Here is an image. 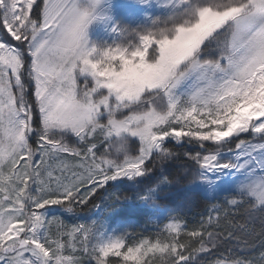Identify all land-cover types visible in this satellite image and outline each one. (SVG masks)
I'll return each mask as SVG.
<instances>
[{
  "label": "snow or ice",
  "instance_id": "obj_1",
  "mask_svg": "<svg viewBox=\"0 0 264 264\" xmlns=\"http://www.w3.org/2000/svg\"><path fill=\"white\" fill-rule=\"evenodd\" d=\"M0 264H264V0H0Z\"/></svg>",
  "mask_w": 264,
  "mask_h": 264
},
{
  "label": "rangeland",
  "instance_id": "obj_2",
  "mask_svg": "<svg viewBox=\"0 0 264 264\" xmlns=\"http://www.w3.org/2000/svg\"><path fill=\"white\" fill-rule=\"evenodd\" d=\"M114 3H123L124 0H113ZM94 38H101L103 36L102 32L93 33ZM183 151V149L181 150ZM190 167L183 160L173 161L167 165V173L176 176L181 173L182 168ZM159 168V166H158ZM151 181H145V183H150ZM134 191L133 187L127 183L124 184H115L110 183V186L107 187V190L101 192L96 199L93 201L94 204H100L103 207L97 209L95 207H89L83 211H78L75 214L66 216L65 219L68 223L83 222L91 219H100L105 227L111 231L113 229L122 230L126 225H129L133 231H144L145 233L151 232L154 230V225L150 223V219H154L157 213L154 210H150V215L148 223L138 224L134 218H119L121 213H142L143 209L141 205L134 201L127 200H115L112 194L119 195L124 197L126 195H131ZM199 197H204L203 194L194 191H177L171 190L170 194L164 197L161 200V204L166 207H175L180 205L184 209V213H188L190 210L197 208L199 206L197 200ZM205 198V197H204ZM206 199V198H205ZM114 200L119 203L118 207L114 211L107 209V204ZM207 200V199H206ZM78 217V219H76ZM117 217V218H116ZM116 218V219H115ZM115 219V220H114ZM114 220V221H113Z\"/></svg>",
  "mask_w": 264,
  "mask_h": 264
},
{
  "label": "trees",
  "instance_id": "obj_3",
  "mask_svg": "<svg viewBox=\"0 0 264 264\" xmlns=\"http://www.w3.org/2000/svg\"><path fill=\"white\" fill-rule=\"evenodd\" d=\"M197 202L199 204V206L197 208L190 210L188 213L182 214L183 218L186 219L190 225L194 220L199 219V215L201 213L205 212L206 207L209 204V201L206 200L204 197H199ZM118 205H119V203H117L114 200H111L107 204V209H109L110 211H114L118 207ZM142 208H144V207H142ZM150 213H151L150 210L144 208L142 213H136V212L135 213H128V214L121 213L119 216H122V217H119V218H134L138 224H146V223H148Z\"/></svg>",
  "mask_w": 264,
  "mask_h": 264
}]
</instances>
